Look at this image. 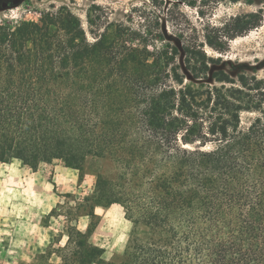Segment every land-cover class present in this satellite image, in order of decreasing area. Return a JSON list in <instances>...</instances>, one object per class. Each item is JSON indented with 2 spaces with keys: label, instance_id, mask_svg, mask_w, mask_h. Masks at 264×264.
Masks as SVG:
<instances>
[{
  "label": "trees",
  "instance_id": "16d2710c",
  "mask_svg": "<svg viewBox=\"0 0 264 264\" xmlns=\"http://www.w3.org/2000/svg\"><path fill=\"white\" fill-rule=\"evenodd\" d=\"M261 22L235 17L205 43L226 52ZM159 40L112 25L90 42L68 10L0 24V165L60 162L80 179L89 159L114 167L50 212L67 210L66 245L29 264H264V79L232 75L204 43ZM245 112L260 117L243 130ZM112 205L132 224L119 262L90 241L96 208Z\"/></svg>",
  "mask_w": 264,
  "mask_h": 264
},
{
  "label": "rangeland",
  "instance_id": "374dc122",
  "mask_svg": "<svg viewBox=\"0 0 264 264\" xmlns=\"http://www.w3.org/2000/svg\"><path fill=\"white\" fill-rule=\"evenodd\" d=\"M60 10H68L80 19L90 42L106 27L117 25L139 33L152 46H162L161 36L180 47L204 43L207 56L223 60V67L232 75L246 73L264 79V0H23L8 9L0 6V24L14 28L23 22L39 23L43 14ZM250 14L261 15L262 22L229 41L226 52L205 43L208 32ZM259 117L257 112L243 113L241 128L248 129ZM113 170L108 160L89 159L80 179L78 171L60 162L42 164L37 172L20 160L0 165V263H32L39 251L60 239L55 248L64 247L71 224L64 215L67 210L58 209L54 217L49 216L50 212L58 205L81 202L93 193L98 173ZM95 213L99 223L90 241L105 250L106 262H119L132 224L120 205L97 207ZM72 223L85 232L91 219L83 217ZM52 260L60 263L56 256Z\"/></svg>",
  "mask_w": 264,
  "mask_h": 264
},
{
  "label": "flooded vegetation",
  "instance_id": "af4514ba",
  "mask_svg": "<svg viewBox=\"0 0 264 264\" xmlns=\"http://www.w3.org/2000/svg\"><path fill=\"white\" fill-rule=\"evenodd\" d=\"M15 1H18V0H2L0 6L2 8L3 4H5L7 6L6 9H8L10 7L19 5L23 0H19L17 4H15Z\"/></svg>",
  "mask_w": 264,
  "mask_h": 264
},
{
  "label": "water",
  "instance_id": "95a60500",
  "mask_svg": "<svg viewBox=\"0 0 264 264\" xmlns=\"http://www.w3.org/2000/svg\"><path fill=\"white\" fill-rule=\"evenodd\" d=\"M19 1V0H18ZM18 1H15V4H17L18 3ZM6 5L5 4H3V6H2V9H6Z\"/></svg>",
  "mask_w": 264,
  "mask_h": 264
},
{
  "label": "crops",
  "instance_id": "0c3cea01",
  "mask_svg": "<svg viewBox=\"0 0 264 264\" xmlns=\"http://www.w3.org/2000/svg\"><path fill=\"white\" fill-rule=\"evenodd\" d=\"M44 250L42 249L41 251H39V253H42Z\"/></svg>",
  "mask_w": 264,
  "mask_h": 264
}]
</instances>
